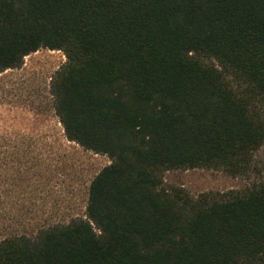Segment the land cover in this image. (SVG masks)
I'll use <instances>...</instances> for the list:
<instances>
[{"label": "trees", "instance_id": "obj_1", "mask_svg": "<svg viewBox=\"0 0 264 264\" xmlns=\"http://www.w3.org/2000/svg\"><path fill=\"white\" fill-rule=\"evenodd\" d=\"M41 48L67 57L50 83L66 138L111 163L69 219L0 187V264H264V180L163 186L170 169L253 171L264 0H0V73Z\"/></svg>", "mask_w": 264, "mask_h": 264}, {"label": "rangeland", "instance_id": "obj_2", "mask_svg": "<svg viewBox=\"0 0 264 264\" xmlns=\"http://www.w3.org/2000/svg\"><path fill=\"white\" fill-rule=\"evenodd\" d=\"M66 61L63 51L41 48L27 55L21 67L0 73V187L11 190L12 196L21 192L53 205L52 220L82 216L90 180L111 163L108 155L69 141L55 114L50 83ZM230 76L240 92L242 83ZM20 169H27L24 176ZM263 180L264 144L255 152L249 174L232 175L223 168L208 167L170 169L164 172L163 186L183 188L197 197L243 191Z\"/></svg>", "mask_w": 264, "mask_h": 264}]
</instances>
